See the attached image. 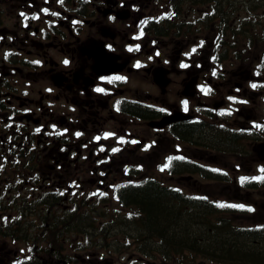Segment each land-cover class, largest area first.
Masks as SVG:
<instances>
[{"label": "flooded vegetation", "instance_id": "1", "mask_svg": "<svg viewBox=\"0 0 264 264\" xmlns=\"http://www.w3.org/2000/svg\"><path fill=\"white\" fill-rule=\"evenodd\" d=\"M153 6L159 1L0 0V264H168L172 248L138 225V242L123 235L121 243H138L146 257L103 251L95 212L108 191L162 167L166 148L181 144L182 123H215L226 145L264 141L261 42L247 41L258 53L255 75L244 76L234 59L212 60L226 29L209 39L212 9L199 19L205 26L176 30L177 16L160 7L157 18ZM230 102L239 107L228 115ZM179 113L187 119L158 127ZM230 131L236 140L226 141ZM78 217L89 219L82 234L70 224Z\"/></svg>", "mask_w": 264, "mask_h": 264}, {"label": "rangeland", "instance_id": "2", "mask_svg": "<svg viewBox=\"0 0 264 264\" xmlns=\"http://www.w3.org/2000/svg\"><path fill=\"white\" fill-rule=\"evenodd\" d=\"M230 1V5L226 6L225 9H227L229 20H237L235 24L230 23L229 25V34L228 38H223L224 45L221 46L220 49L224 52V50L228 47V42H232V40L236 37L238 33V27H241L244 32H242V35L245 37L247 41H250L253 43V40L255 38H258L260 35L256 34L260 28L264 25V0H258V3L256 4V7H250V5H247L244 0H227ZM165 0H159V6L157 7H150L148 10L149 14L152 13H158L160 12L161 5L164 6ZM229 4V3H228ZM193 9V8H192ZM192 9L188 8V4H184L182 7L177 6L178 11V17L175 21L171 22L173 27L176 30L183 29V30H192L199 26H205L202 21H199L200 16L205 10H201L198 12L197 10L200 9ZM189 23L191 25H189ZM210 29V35L209 39L214 36L216 33V23L210 22L209 24ZM253 29V30H252ZM246 31L251 33L250 37H247ZM263 32V30H262ZM194 39V37H192ZM198 39V38H197ZM196 39V40H197ZM246 42V47H242V44H239L238 47H235V50H230L228 55H226L224 58L221 59V61H224L225 64L228 63V61H225L227 59L235 60L236 65H243L245 68V74L246 75H255L254 72L251 71L252 66L254 63H257V61L254 62L255 59V53L256 52H248V42ZM196 42V41H195ZM194 42V43H195ZM236 40L234 44H236ZM192 43V44H194ZM183 45V44H182ZM191 45V44H190ZM189 46V45H188ZM187 45H183V49H188ZM245 48V49H244ZM217 51V52H215ZM223 52L221 53V56L223 55ZM219 53V48L217 47V44L214 43V58L212 59L213 62H220V60H217V54ZM237 60H236V59ZM238 58L242 59L239 60ZM206 57L204 56L201 61L203 63H206ZM264 75V74H263ZM251 78L250 80H252ZM247 82H245L246 84ZM252 82L248 84H252ZM239 105L236 102H230L227 106V109L224 110L228 113V115H231L233 110L238 108ZM226 125L230 126V122H224ZM213 134H215L214 125H210L208 127ZM210 133V136H213V134ZM199 140L200 143H218V144H224L225 140L222 137H217L216 135L208 138L203 137L199 138L197 137L196 140ZM257 145L255 144H247V142H242L237 150L235 152H228V153H215L211 150H205V149H197L196 146L191 145L190 143H181V155H185L188 157H191L193 159L199 160L203 164H209L212 167H216L219 169L225 170L229 175H227V179H220L218 181L210 182L203 177H201L198 174H170L167 170V167L164 169L157 168L156 165L153 166V164L149 165L144 169V171L141 173V176L148 175L149 177H154L158 181H160L163 185H174L180 191L183 193L182 196L186 194H192L194 193H201L202 195H206L211 199H214V201L223 204V202H232L235 206H242L246 209H252V211H249V214H233L231 217L230 213L228 215H224L220 219L223 222H232L234 226H240V225H254L257 223H264V186L263 187H257L255 189L247 188L244 189L241 187V185L238 183V179L240 178H250V177H256L261 178L264 177V172L261 171V169H264V159H261L260 156H258L256 149L252 148V146ZM203 148H206L205 145H202ZM174 155L173 150L166 151L165 154ZM191 175V178H188L186 176ZM185 176V177H184ZM174 206L176 205L179 209V216H193L194 220L196 221V228H201L202 230H215L216 228V218L209 216V213H207L204 209H200L201 207L196 208H188L187 206H180L178 202L172 201ZM62 207V205H61ZM60 207V208H61ZM59 208V209H60ZM120 208L114 207V210ZM124 211H122V214H118L119 211L114 212L115 216L123 217ZM186 212V213H185ZM200 215L198 216L197 214ZM112 213L109 211L107 207H102L95 212V215H97V218L100 220H108L111 218ZM178 216V217H179ZM71 226L79 225L80 231L79 234H82V230H84V226L89 224V219L87 217H78L70 220ZM113 229H108L105 233L101 234L102 237V244L104 246H107L103 250L105 253L108 252H117L116 255L119 257L121 254L125 256H133V257H139L144 256L140 252V249L137 246L134 247H122V240L123 235L124 238H128L132 245L136 242H138V239L135 236L136 228L134 226H129L124 223H117L112 224ZM132 235V238H131ZM77 236V235H76ZM79 238V236H77ZM264 240V239H261ZM75 245V244H74ZM148 246V247H147ZM140 247H144L146 251H148L152 246L150 244H141ZM153 250V248H152ZM110 252V253H111ZM157 255V254H156ZM154 256V255H150ZM185 259L181 257L172 258L168 261V264H190L187 263V261L193 260L192 264H218V262H211L209 260H205L202 256L196 255V256H190L189 254H185ZM146 257V256H144ZM192 258V259H191ZM212 258L215 261L221 260L216 255H213ZM184 260L186 263H182L181 261ZM225 264H241V262L232 261V262H226Z\"/></svg>", "mask_w": 264, "mask_h": 264}, {"label": "trees", "instance_id": "3", "mask_svg": "<svg viewBox=\"0 0 264 264\" xmlns=\"http://www.w3.org/2000/svg\"><path fill=\"white\" fill-rule=\"evenodd\" d=\"M210 1H213L215 6L219 4L216 0H207L206 2ZM177 2L180 3L181 0H177ZM181 126V134L184 135L195 131L208 138L216 135L202 124L182 123ZM210 133L213 136H210ZM224 137L226 141L233 140V136L230 134H226ZM122 194V202L125 205H135V208L143 213L139 225L141 231L147 232L153 239L161 240L165 247L181 248L182 250L187 248L191 252L204 255L205 258L216 255L223 261L264 264V240H258L261 237L264 238V228L239 229L240 232L234 230L231 224L228 226L217 225L215 230L211 229L210 232L196 228L193 216H179V209L176 205L174 206L172 201L180 199V196L151 180L137 187H128ZM200 202L196 201L197 204H201ZM186 206L189 207L187 204ZM197 215L199 216L200 213ZM222 226L225 227L222 228Z\"/></svg>", "mask_w": 264, "mask_h": 264}, {"label": "snow or ice", "instance_id": "4", "mask_svg": "<svg viewBox=\"0 0 264 264\" xmlns=\"http://www.w3.org/2000/svg\"><path fill=\"white\" fill-rule=\"evenodd\" d=\"M21 15H23V14H21ZM131 50V49H130ZM64 63L65 64H67L68 63V61L67 60H65L64 61ZM140 65L139 64H137V67H139ZM182 67H187V65H182ZM114 79H117V80H120V79H123V77H119V76H117V77H114ZM253 87H255V85H253ZM98 91H99V89H98ZM207 91V90H206ZM185 103V107L187 106V102L185 101L184 102ZM77 135H80L79 133H77ZM261 171L262 172H264V169H261ZM253 179H255V178H253ZM221 207H223L224 205H220ZM229 207H236L235 205H228ZM240 207H242V206H240ZM249 211H252V209H248Z\"/></svg>", "mask_w": 264, "mask_h": 264}]
</instances>
